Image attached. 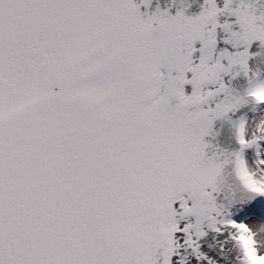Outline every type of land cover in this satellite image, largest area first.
<instances>
[{
  "label": "snow or ice",
  "instance_id": "snow-or-ice-1",
  "mask_svg": "<svg viewBox=\"0 0 264 264\" xmlns=\"http://www.w3.org/2000/svg\"><path fill=\"white\" fill-rule=\"evenodd\" d=\"M233 2L205 0L195 18L182 10L145 20L134 0H0V264H172L181 231L213 264L197 244L205 220L216 232L262 223L264 211L218 221L212 193L233 165L264 197L246 158L262 155L264 134L249 137L241 120L239 151L205 153L213 122L264 88L249 65L252 45L264 47V13ZM219 30L237 51L217 54ZM241 74L242 94L224 83ZM177 202L195 225L179 227Z\"/></svg>",
  "mask_w": 264,
  "mask_h": 264
},
{
  "label": "rangeland",
  "instance_id": "rangeland-1",
  "mask_svg": "<svg viewBox=\"0 0 264 264\" xmlns=\"http://www.w3.org/2000/svg\"><path fill=\"white\" fill-rule=\"evenodd\" d=\"M136 4L140 6V12L142 13L143 19L147 20L150 17H153L158 14V12H169L170 15H173L174 6L177 3H184L182 0H134ZM218 5L222 8L223 3H221V0H217ZM187 3H191V6L194 7H200V5L205 4V0H188ZM196 5V6H195ZM229 22H235L234 17L230 18H221V22L225 21ZM237 29V28H236ZM234 29V30H236ZM227 34L224 33L222 30L218 31V48H217V54L222 50H228L231 52L237 51V49H234L231 45H226L223 43L224 39L226 38ZM202 47V44L197 43L196 48L199 50ZM243 50V49H240ZM250 52L253 56V58L249 61L250 69L252 72H259L263 73L264 71V47H261L259 41L255 42ZM201 53L197 51L194 54V59L199 61ZM226 64V61H225ZM224 83L233 89L235 92L238 93H244L245 90L248 87V80L247 78L241 74L238 77L233 78L232 76H225L224 77ZM218 87V85H207L205 90H215ZM193 89L192 86H186V93H192ZM219 99H223V96L219 97L217 101L211 102V106L214 107L215 103L218 102ZM205 110H207L208 105L203 106ZM254 105L247 104L246 106L242 107L243 110H238L235 112L229 113L230 118L234 122H240L241 120H246L245 114L248 116V114H251L252 111H256V108H253ZM260 109V108H259ZM252 121H255L256 115L252 114ZM244 117V118H243ZM251 117V116H250ZM250 117L248 121L250 122ZM251 121V122H252ZM233 171L231 174L225 179V181L218 186V190L216 192H213L212 195L217 201V205H224V207L219 206L218 209L223 211V215L221 217H239L241 218L243 215L246 216V212L248 208H251L256 204V200H258L259 196H253L248 197L243 200L242 203H232L230 201H233V197L243 196L246 192V190L242 189L240 186L236 185L233 180ZM185 198L187 196L185 195ZM190 202V201H189ZM182 202H177V204L174 205L178 215L176 217L178 225H180L185 218H182V212L183 209L181 208ZM228 205V206H227ZM213 216L215 217V213H213ZM216 218V217H215ZM219 218V216H218ZM264 222V221H263ZM209 221H204V227L203 230L206 232V235L202 238L198 239L200 251L201 253L208 258V260L213 261V264H238V255L232 250V245L230 243V238L232 235V232L223 229L221 232H216L211 230L208 227ZM197 239V238H196ZM185 250V251H184ZM180 251L185 252V259L188 260L187 264H208V261H201L199 260L196 255L193 253L191 248H188L185 242H181Z\"/></svg>",
  "mask_w": 264,
  "mask_h": 264
},
{
  "label": "bare ground",
  "instance_id": "bare-ground-1",
  "mask_svg": "<svg viewBox=\"0 0 264 264\" xmlns=\"http://www.w3.org/2000/svg\"><path fill=\"white\" fill-rule=\"evenodd\" d=\"M182 1L184 3L179 2L174 6L173 16L176 15L178 12L185 10V15L187 17L195 18L199 16V14L203 10V7H204L203 4L200 5V7L198 8L197 7L193 8V6H191V3L190 4L187 3L188 0H182ZM240 2L241 0H234L233 7L234 8L238 7ZM245 2H251L257 7L258 11L256 14L258 16L261 13H264V0H245ZM221 3L224 4V0H221ZM236 30H239L238 27ZM176 103L177 101H173V105H175ZM247 104H251V101H249ZM259 108L260 109H257L255 113L256 118H257L256 120H259L261 116H264V105L259 106ZM240 110H243V109L241 108ZM252 116H253L252 113L248 114V117H250L251 119L250 122L253 120ZM238 124L239 122L237 123L234 122L230 118L229 114L226 117L216 119L213 122L211 129L208 131V134L204 137L205 143L209 145V147L205 149L207 159L211 160L215 157H221V159H223L225 153H232V152L239 151L240 146L238 145L237 140H236V129L238 127ZM260 147H261V153H262L260 157L257 156V152L254 149L248 150L246 152V158L249 161L250 166H252L253 168H256V162L259 158H264V142H262ZM259 170H264V166H260ZM232 171H233V165H227L225 167L223 176L218 186L225 181V179L231 174ZM209 191H211V189H209ZM242 195L243 196L233 197V201H230V202L242 203L244 199L248 197H253L252 195L250 196V194L246 192ZM260 198H264V197H260ZM215 202L217 205V201ZM260 202H261V199L259 200V203ZM219 206L217 205V207ZM221 207H224V205H222ZM253 207L255 206L248 208L246 212V216L242 217V219L246 220V222H248V218L251 213L257 212L256 209L259 210V207L257 205H256V209ZM235 221L236 222L238 221V223L240 222L239 218H235Z\"/></svg>",
  "mask_w": 264,
  "mask_h": 264
},
{
  "label": "clouds",
  "instance_id": "clouds-1",
  "mask_svg": "<svg viewBox=\"0 0 264 264\" xmlns=\"http://www.w3.org/2000/svg\"><path fill=\"white\" fill-rule=\"evenodd\" d=\"M250 101L258 109L259 106L264 105V88L257 87L255 89L254 99H251ZM261 129H264V116H261L259 120H255L250 123L248 122L246 135H248L249 137H253L258 134H264L261 133ZM249 171L257 179H264V170H259L257 169V167L253 168L252 166L249 165ZM240 175H241L240 171L233 166V176H232L233 182L236 185L240 186L242 189L247 191V189L244 186V182L240 179ZM249 183H251V180H249ZM253 187H259V185H253ZM189 216H194V215H187L185 217H189ZM232 235L237 236L236 240L230 238V243L232 245V250L239 257L238 264H245V254H244L245 248L248 249V254L246 257L247 264H264V260H262L260 255L257 254L259 248L264 247V222L258 224L254 228L250 227L249 231H244L242 229L233 230ZM253 237L257 238L258 241L257 247H253L252 244ZM197 244L199 246L198 240H197Z\"/></svg>",
  "mask_w": 264,
  "mask_h": 264
}]
</instances>
